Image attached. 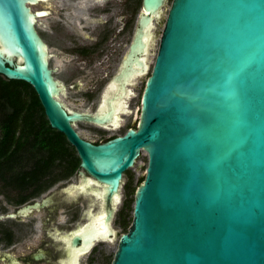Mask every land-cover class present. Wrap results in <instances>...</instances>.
I'll return each mask as SVG.
<instances>
[{
  "label": "water",
  "instance_id": "1",
  "mask_svg": "<svg viewBox=\"0 0 264 264\" xmlns=\"http://www.w3.org/2000/svg\"><path fill=\"white\" fill-rule=\"evenodd\" d=\"M36 1L0 0V77L34 87L48 129L62 131L80 166L105 184L113 202L106 225L122 172L147 153L112 264H264V0H171L137 129L100 142L71 123L116 127L120 113L132 111L127 84L148 70L166 0H142L129 48L94 112L58 97L64 84L47 60L55 53L35 27L45 26L36 16L50 10L33 11Z\"/></svg>",
  "mask_w": 264,
  "mask_h": 264
},
{
  "label": "flooded vegetation",
  "instance_id": "2",
  "mask_svg": "<svg viewBox=\"0 0 264 264\" xmlns=\"http://www.w3.org/2000/svg\"><path fill=\"white\" fill-rule=\"evenodd\" d=\"M30 5H34L33 11L50 10L36 16L46 27L38 23L35 27L47 52L56 54L47 60L51 70L58 67L52 74L64 84L66 95L59 93L58 97L69 108L94 112L129 48L142 0H38ZM135 83L127 84L134 95ZM80 101L89 105L77 106ZM137 106L139 111L131 108L129 99L127 108L132 111L120 113L116 127L83 119L71 124L81 137L100 142L103 137L137 129L140 104ZM128 113H132L131 120L125 122ZM111 129L119 131L109 132ZM128 168L122 172L108 225L104 217L113 202L105 197V184L79 162L69 173L54 168L53 173L43 175L0 176V264H112L120 236L132 221L133 202L129 211L126 199L132 195L134 201L145 174L135 177ZM35 202L38 205L32 206Z\"/></svg>",
  "mask_w": 264,
  "mask_h": 264
},
{
  "label": "trees",
  "instance_id": "3",
  "mask_svg": "<svg viewBox=\"0 0 264 264\" xmlns=\"http://www.w3.org/2000/svg\"><path fill=\"white\" fill-rule=\"evenodd\" d=\"M62 131L48 129V119L34 87L25 80L0 77V176L43 175L54 168L72 171L79 162ZM133 196L126 205L132 209Z\"/></svg>",
  "mask_w": 264,
  "mask_h": 264
},
{
  "label": "rangeland",
  "instance_id": "4",
  "mask_svg": "<svg viewBox=\"0 0 264 264\" xmlns=\"http://www.w3.org/2000/svg\"><path fill=\"white\" fill-rule=\"evenodd\" d=\"M171 0H166L165 3L162 5V13L161 16L159 18V21L155 23V27L153 28L154 31V37L152 39V45L150 47V53H149V60H150V67L147 70V72L140 77L139 80L136 81L135 85L133 86L134 90H135V95L132 96L130 98V106L131 108H133L134 110H138L139 111V105L140 104V95L142 92V88H143V84L144 81L146 79V77L149 75L153 62H154V58L157 52V48H158V44H159V39H160V35H161V31L164 25V21L170 6ZM31 8L34 7V5H30ZM135 18H136V14L133 17V21L131 22L130 25V30L132 31L133 27H134V22H135ZM130 31V32H131ZM131 34V33H130ZM130 36V35H129ZM77 106H88L89 104L85 103V102H81L80 103H75ZM137 111V112H138ZM131 114L132 113H128L127 115H125V122H128L129 120H131ZM123 125H125V123H123ZM124 130V129H122ZM119 131L118 129H111L109 132H116ZM147 153L144 150H141L140 154L136 157V161L135 164L128 168V170L133 173V175L136 177L137 175H141L145 173V169H146V165H147ZM3 200L0 197V202H2Z\"/></svg>",
  "mask_w": 264,
  "mask_h": 264
},
{
  "label": "bare ground",
  "instance_id": "5",
  "mask_svg": "<svg viewBox=\"0 0 264 264\" xmlns=\"http://www.w3.org/2000/svg\"><path fill=\"white\" fill-rule=\"evenodd\" d=\"M144 150V149H143ZM145 151V150H144Z\"/></svg>",
  "mask_w": 264,
  "mask_h": 264
}]
</instances>
